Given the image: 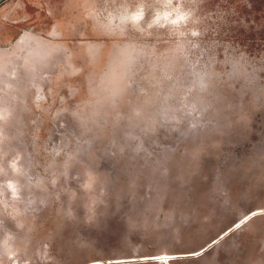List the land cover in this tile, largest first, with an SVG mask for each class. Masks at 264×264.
Masks as SVG:
<instances>
[{"label":"rangeland","instance_id":"1","mask_svg":"<svg viewBox=\"0 0 264 264\" xmlns=\"http://www.w3.org/2000/svg\"><path fill=\"white\" fill-rule=\"evenodd\" d=\"M255 255L264 0L0 1V264Z\"/></svg>","mask_w":264,"mask_h":264},{"label":"clouds","instance_id":"2","mask_svg":"<svg viewBox=\"0 0 264 264\" xmlns=\"http://www.w3.org/2000/svg\"><path fill=\"white\" fill-rule=\"evenodd\" d=\"M167 15V14H166ZM188 16H189V14L188 13H180L173 21H172V23L173 24H179V23H181V22H185V21H187V19H188ZM142 17H143V13H139V14H135L134 16H133V19L134 20H140V19H142ZM193 35H198V33H196V32H193ZM13 191L15 192V189H14V187H13Z\"/></svg>","mask_w":264,"mask_h":264},{"label":"crops","instance_id":"3","mask_svg":"<svg viewBox=\"0 0 264 264\" xmlns=\"http://www.w3.org/2000/svg\"><path fill=\"white\" fill-rule=\"evenodd\" d=\"M249 216H250V214H246L245 216H243L241 219H247V218H249ZM240 219V220H241ZM240 224V221H237L235 224H234V226H236V225H239ZM231 230V228H228L227 230H226V232H228V231H230ZM203 250L205 249V248H202ZM262 255V254H261ZM259 256V255H255V256H253L252 257V264H256V260L257 259H259V258H262V256ZM263 258H264V256H263Z\"/></svg>","mask_w":264,"mask_h":264},{"label":"trees","instance_id":"4","mask_svg":"<svg viewBox=\"0 0 264 264\" xmlns=\"http://www.w3.org/2000/svg\"><path fill=\"white\" fill-rule=\"evenodd\" d=\"M183 97H186V96L184 95V91L180 94V100L183 99Z\"/></svg>","mask_w":264,"mask_h":264},{"label":"water","instance_id":"5","mask_svg":"<svg viewBox=\"0 0 264 264\" xmlns=\"http://www.w3.org/2000/svg\"><path fill=\"white\" fill-rule=\"evenodd\" d=\"M0 1H2V0H0ZM231 228V227H230Z\"/></svg>","mask_w":264,"mask_h":264}]
</instances>
